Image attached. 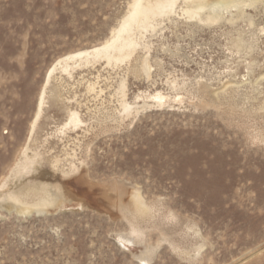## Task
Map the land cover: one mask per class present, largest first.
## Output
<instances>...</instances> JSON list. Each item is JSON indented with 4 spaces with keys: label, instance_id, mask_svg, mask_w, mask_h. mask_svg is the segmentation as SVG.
I'll return each instance as SVG.
<instances>
[{
    "label": "rangeland",
    "instance_id": "rangeland-1",
    "mask_svg": "<svg viewBox=\"0 0 264 264\" xmlns=\"http://www.w3.org/2000/svg\"><path fill=\"white\" fill-rule=\"evenodd\" d=\"M245 1L211 22L179 0L146 50L67 76L53 65L109 39L133 0H0V264H264V0ZM43 186L62 202L17 211Z\"/></svg>",
    "mask_w": 264,
    "mask_h": 264
},
{
    "label": "bare ground",
    "instance_id": "bare-ground-1",
    "mask_svg": "<svg viewBox=\"0 0 264 264\" xmlns=\"http://www.w3.org/2000/svg\"><path fill=\"white\" fill-rule=\"evenodd\" d=\"M178 1L179 0H133L127 14L121 19L119 25L111 32V37L109 39H107L105 42L99 45L93 46L90 49L80 50L68 54L67 56L59 59L53 65L52 71L54 72L56 70H59L61 73L66 74L67 76H71L73 70L75 68L77 69V66L75 65L76 63H78L77 65L79 66L82 63L87 65L92 61L94 63L95 61L98 62V60H104L108 65L113 64L114 66H116V64L118 65L119 63L125 62V60L126 61L129 60L132 57V55L138 50L147 49L148 46L143 42L144 32L147 31V29H151V28L153 29L154 27L153 20L155 19V17H159V16L165 17V15L167 16L169 14H172ZM181 1L183 2L184 7H180V10L186 15H188L189 18L201 19L200 17L201 13L207 9L209 10V12L206 14L205 19L211 22L216 21L219 18V14L216 11V8H224V9H228L230 7L239 8L240 5H243V3L246 2L245 0H181ZM248 1H247L248 3L250 2L252 3V1L255 0H248ZM140 67L144 71V73L148 74L149 66L147 63V57L144 56V58L141 59ZM50 77L51 76L48 77L47 81L49 80ZM120 84H121L119 87L120 89H118L120 90V94H121V95L119 94L121 99L118 98L119 99L118 102L120 101L119 105H121L120 108H122L120 109V111H123L126 115H129L131 113L132 108L130 107L129 103L125 100L126 93L124 91L125 88L124 82ZM86 87L87 90L89 91L95 90V86L92 82L91 83L89 82ZM45 89L46 88H44L42 94H40L41 96L38 101L37 112L35 113L36 115L34 117V120L32 121L31 129H30L31 132L34 130L38 122V119L40 118L43 112V108L46 105V101H45L46 99L44 97V95H46ZM98 92L99 91H97V93ZM97 93L96 95H98ZM150 97H152V99L156 100L160 104L164 100V96L160 92H156L154 93V95H151ZM68 115H69V119L65 125L66 127L67 125H69V127L71 126L73 128L82 124V120L77 111L69 110ZM72 128L69 129L72 130ZM28 148L26 147L24 151L25 155L23 160V166L21 168L22 170H25L26 168L29 167L36 168L38 166L37 158L35 156H28L26 154ZM59 160L60 159L55 158L54 164L56 165L59 162ZM35 194H40L39 202L34 205L32 204L33 206L29 204L30 205L29 207L26 206L24 204V201L21 200L20 198H15L16 203L19 205L17 211L25 213V212H30L32 209L42 210V209H46L47 207H50L51 205H57L60 202H62L61 200L60 201H57L58 199L56 200V196L51 194L50 188L48 186H43L40 190L36 191ZM132 197H133L132 201H133L134 211L138 215H143V214L145 215L148 211L147 207H145V205H143V203L139 200V197L136 194V192L133 194Z\"/></svg>",
    "mask_w": 264,
    "mask_h": 264
}]
</instances>
